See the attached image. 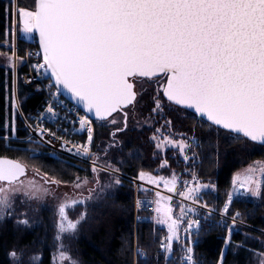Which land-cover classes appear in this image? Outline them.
<instances>
[{
    "label": "snow or ice",
    "instance_id": "6c2138e0",
    "mask_svg": "<svg viewBox=\"0 0 264 264\" xmlns=\"http://www.w3.org/2000/svg\"><path fill=\"white\" fill-rule=\"evenodd\" d=\"M14 15L38 30L57 91L74 94L97 119L133 105L136 78L163 75L168 101L264 142V0H35V11L18 7ZM23 174L18 163L0 159V181L11 185ZM8 203L0 195V211ZM65 210L60 231H74L76 223H63ZM182 220L171 218L170 241Z\"/></svg>",
    "mask_w": 264,
    "mask_h": 264
},
{
    "label": "trees",
    "instance_id": "16d2710c",
    "mask_svg": "<svg viewBox=\"0 0 264 264\" xmlns=\"http://www.w3.org/2000/svg\"><path fill=\"white\" fill-rule=\"evenodd\" d=\"M13 5L12 0H0V53L12 52L9 46L13 41ZM18 7L35 11V0H18ZM20 44L22 47L37 46L27 42ZM21 54L23 57V52ZM9 63L12 64L11 61ZM25 70L23 65L20 72ZM19 86V95L23 99L21 108L25 116L30 117L42 106L44 96L33 86L23 83ZM12 95V70L0 65V156L38 165L44 173L62 183H73L78 177L92 175L91 166L51 152L37 142L25 141L28 132L20 117L17 129L13 128ZM150 97L147 102L150 109L146 113H150L155 105ZM188 114L182 118L177 112H168L167 120L171 122L174 133L183 134L182 138L190 141L186 154L191 158L189 163H184L183 159L176 163L174 157L167 156L169 170L178 172L182 183L191 181L189 178L194 175L204 182L214 181L215 191L205 192L195 200L219 213L229 202L235 173L256 159L264 158V151L258 149H264V146L221 130L193 113ZM156 129L157 125H147L123 130L121 145L109 155L107 144L110 136L99 128L97 151L100 157L111 158L120 170L134 177L146 172L159 173L163 155L157 150L153 137ZM7 137L10 140H6ZM34 153L38 155L33 157ZM154 194L152 191L136 194L135 185L122 180L119 186L101 195L99 200L87 204V207L80 205L77 209L86 212V220L78 233L75 250L82 264H184L183 222L178 241L166 249V229L153 222L138 223L136 220V195L154 197ZM248 197H236L229 211L232 217L254 229L233 225L218 213L210 214L188 206L208 219L194 245L197 264H264V184L257 200ZM54 213L52 205L23 200L14 217L1 220L0 264H11L9 251L14 247H31L33 253L42 249L46 264H51L55 243V227L51 221ZM20 215L30 217L32 226L28 229L18 226L15 221ZM136 250L145 252L146 257L142 258Z\"/></svg>",
    "mask_w": 264,
    "mask_h": 264
},
{
    "label": "rangeland",
    "instance_id": "374dc122",
    "mask_svg": "<svg viewBox=\"0 0 264 264\" xmlns=\"http://www.w3.org/2000/svg\"><path fill=\"white\" fill-rule=\"evenodd\" d=\"M9 1V0H8ZM14 1L13 13L17 11L18 0ZM33 11V10H32ZM13 41L12 45L9 48L12 52H1L0 53V65L9 67L12 70L13 74V95H12V109L13 114V128L17 129V119L20 117L24 122L25 113L23 112L21 105L23 99L20 98L19 88L21 78L20 70L24 64V51L23 49L31 47L27 45L26 47L21 46V42H27L32 44L31 39L36 37V30L34 28L29 29L26 27L16 15L13 19ZM19 49H15L17 47ZM21 47V49H20ZM21 52H23V57H21ZM11 61V65L10 62ZM166 83V79H146L138 81L135 84L137 92L136 103L128 110L127 112V123H125L124 114H116L107 121H103L100 124L102 127L101 132L108 134L110 136V130L112 129H123L124 131L132 128H141L142 126L147 125H157L155 130L154 139L156 143L157 150L163 155V160L161 166L158 169L159 173H142L141 176L134 177L128 173L120 170L118 166L114 164L111 158H102L101 157V167L92 168V175L85 177H78L73 183H62L59 182L48 174L44 173L38 165L30 164L28 162H23L27 165L29 169V174L21 182L11 185H6L0 183V187L5 189L4 193L0 195H5L8 197V206L0 211V221L8 220L9 218L14 217V213L19 208V204L23 200L32 201L36 204L43 205H52L54 208V219H51L55 227L54 242L51 255V264H82L80 255L76 253L75 246L78 238V233L81 229L82 223L86 220V212L78 211L80 205L87 207V204H90L96 200H99L100 196L104 193L114 189L119 186L122 180L131 182L135 185L136 194L140 191H152L155 192L154 198L156 200L157 214H156V225L162 227L167 231V243L166 249L174 246V243L178 241L181 235L182 221H178L179 230L177 232L178 239L169 240V237L172 236V233L169 231L168 224L171 223V218L180 217V207L177 206L181 201L173 198L174 194L179 192V185L182 183L180 174L175 170H169V162L167 156H172L176 159V163H179L181 159L184 160V163H189L191 158L186 154V151L189 147V140H186L183 137V134L174 133L172 129L171 122H168L167 115L168 112H177L179 115L184 118L189 114L188 112L180 110L176 106L168 103L164 99L163 87ZM153 92V94H152ZM152 96V97H150ZM150 97L155 101L154 108L150 113H146L150 108H148L147 102ZM157 101L160 102V109H156ZM144 107V109H143ZM143 109V110H142ZM156 109V110H154ZM115 118L116 123H111L110 121ZM155 120V121H154ZM157 120V122H156ZM157 123V124H156ZM99 127V128H100ZM105 131V132H104ZM123 133V132H121ZM121 133L118 135V140L114 145H111L108 148L109 155L113 154L118 147L121 145ZM18 139V138H15ZM6 140H10V137H7ZM181 142H184L185 146L183 151H181ZM255 144V143H254ZM258 145V144H256ZM261 146V145H258ZM260 151H264L263 148H258ZM38 154V153H34ZM182 161V160H181ZM264 168V158L256 159L249 166L240 169L234 175L233 188L229 202L227 204V211L225 212V207L219 212L221 218L230 221L233 225H241L244 227L252 228L248 223L240 221L236 217L230 215L231 202L238 197L237 188L241 184H245L250 188V196H246L249 199L257 200L261 195V190L264 184V172H261L260 169ZM250 169H255V171H249ZM37 173L39 176H37ZM36 174V175H35ZM141 174V175H142ZM40 175L44 176L41 178ZM175 177L174 185L172 183H167L173 180ZM192 180L191 188L185 192H181V197L179 199L185 200L188 202L195 201L193 203L201 205L192 198H186L189 195V190H191L190 195L193 197L200 196L205 194V192H214L216 185L214 181H202L198 179L196 175L189 178ZM47 180L50 184L45 182ZM57 181L58 183H51V181ZM119 181V183H117ZM139 184H135V182ZM80 186L77 187L76 185ZM208 186V187H204ZM158 191L156 192L155 191ZM27 193V194H25ZM256 193V194H254ZM137 196V195H136ZM66 205L65 216L66 219L63 223L66 225L68 222L76 223V228L74 231L69 230L65 232L60 231V225L62 223L60 207ZM201 207L208 208L203 204ZM16 209V210H15ZM212 213H216V210L208 208ZM167 212V214H165ZM211 213V214H212ZM218 213V211H217ZM83 217V219H81ZM47 218L46 216L44 217ZM21 221H27V223H22ZM18 226H21L23 229H28L32 226V221L30 217H20L15 221ZM42 221L40 222V224ZM231 234V233H230ZM230 239V236H228ZM165 240V241H166ZM32 248L27 247L24 249L22 247H14L9 251V259L11 264H46L45 255L40 249V252H31ZM15 252L16 256L13 257L11 254ZM61 253L64 254L66 259H61Z\"/></svg>",
    "mask_w": 264,
    "mask_h": 264
},
{
    "label": "built area",
    "instance_id": "2783aa9c",
    "mask_svg": "<svg viewBox=\"0 0 264 264\" xmlns=\"http://www.w3.org/2000/svg\"><path fill=\"white\" fill-rule=\"evenodd\" d=\"M31 42L36 43V38L33 37ZM15 49H19L18 46ZM21 49V47H20ZM24 51V66L25 72L20 73L21 82L28 86H33L35 91L43 94L44 102L42 106L33 113L30 117L25 116L24 125L28 132L25 140H30L39 143L44 148L51 152L60 154L72 160L89 165L93 168L101 167V158L97 151V123L90 115L82 112L78 107L67 100L52 83L47 72L42 53L36 46H31L23 49ZM43 65V67H41ZM51 108V112L48 109ZM89 120V123L84 124L82 121ZM91 128V142H89V131ZM191 181H185L178 187V194L175 193L173 198L181 201L179 205L180 217H183V238L186 243L182 256L183 263L186 264L188 257V249H192L191 259L188 264H197L194 245L197 236L208 223V219L197 211L188 208V205L201 209L208 213H212L208 208L201 207L195 203L183 201L179 199L181 192H185L191 188ZM139 184V182H135ZM156 191V189H155ZM158 192V191H156ZM250 189L247 185L241 184L237 188L239 196H248ZM181 194V195H180ZM135 209L137 212L136 220L138 223L155 222L157 207L154 197L136 196ZM146 213V214H145ZM217 213V212H216ZM215 214V213H212ZM219 214V213H218ZM191 225V227H189ZM165 242V241H164ZM139 255L146 257L145 252L136 250ZM137 253V254H138Z\"/></svg>",
    "mask_w": 264,
    "mask_h": 264
},
{
    "label": "water",
    "instance_id": "95a60500",
    "mask_svg": "<svg viewBox=\"0 0 264 264\" xmlns=\"http://www.w3.org/2000/svg\"><path fill=\"white\" fill-rule=\"evenodd\" d=\"M36 37H37V45H38V48L40 49V51H41V53H42V56H43V51H42V47H41V37H40V35H39L38 30H36ZM43 59H44V58H43ZM44 62H45V61H44ZM45 65H46V64H45ZM46 68H47L48 74H49V76H50V78H51V80H52V82H53V84H54V86H55V78L51 75V69H49V68L47 67V65H46ZM162 76H163V75H161L160 77H162ZM156 78H159V77H154V78H152V79H156ZM131 79H132V78H130V80H131ZM141 79H148V78H141ZM55 87H56V86H55ZM56 88H57V87H56ZM133 91H134L135 94H136V99H135V101H134V103H133V105H134V104L136 103L137 96H138V95H137V92H136L135 83H134ZM59 92H60V93H61V94L67 99V100H69L72 104H74L75 106H77L82 112H84V113L90 115L91 118H92L93 120H95V121H102V122H103V121H107V120H109L110 118H112L114 115H116V114H118V113H124V114H125V113H126V110H127L128 108H130V107L133 106V105H129L127 108H122L120 111H117V112L113 113L112 116L108 117L107 120H99V119H97L93 114H90V113H88V112L86 111L84 104H83L82 102H80L79 99H78L77 97L74 96V94L68 92L67 90L63 89L62 87L60 88ZM164 98H165L166 101H168L167 98H166L165 96H164ZM168 102L171 103L172 105H174V106L180 108V109H183V110H186V111H188V112H190V113L195 114L196 116L202 118V119L205 120L206 122L210 123L211 125H213V126L219 128V129H221V130L227 131V132L232 133V134H235V135L242 136V137H244L245 139H247V140H249V141H251V142H253V143H255V144H258V145L264 146V142H261V140H260L259 138H258L257 140H255V141H253V140H251L250 138L243 136V134H238V133H235V132L231 131L230 129H225V128H223L222 126H218V125L213 124L211 121H209V120L207 119L206 116H202V115H200V114L197 113L193 108H188V107H186L185 105H177V104H175L174 102H170V101H168ZM125 123H127V119L125 120ZM37 155H38V154H33L32 156H33V157H36ZM0 159L6 160V161H11V162H16V163H18L19 165H21V166L23 167V169H24V174L21 175V176H19V177H18V178L12 183V184L19 183V182H21L24 178H26V177L28 176V174H29V169H28V167H27V165H26L25 163H23V162H21V161H18V160L14 159V158H11V157H7V156H0ZM37 174H38V173H37ZM40 177L44 178V176H42V175H40ZM0 182L9 185L6 181H0Z\"/></svg>",
    "mask_w": 264,
    "mask_h": 264
},
{
    "label": "flooded vegetation",
    "instance_id": "af4514ba",
    "mask_svg": "<svg viewBox=\"0 0 264 264\" xmlns=\"http://www.w3.org/2000/svg\"><path fill=\"white\" fill-rule=\"evenodd\" d=\"M159 78H161V79H166V77L165 76H162V77H159ZM159 78H156V79H159ZM141 80H146V79H141V78H136L135 79V81H134V83L136 84L138 81H141ZM148 80H150V79H148ZM152 80V79H151ZM130 108H128L127 110H126V113L128 112V110H129ZM120 114H124V113H120ZM125 115V114H124ZM103 122H98V126L100 127V124H102ZM99 129V128H98ZM100 129L102 130V127H100ZM123 131V129H112V130H110V139H109V141H108V148L111 146V145H114L115 143H116V141L118 140V135L121 133ZM105 132V131H104ZM36 175V174H35ZM37 176H39L38 174H37ZM42 178V177H41ZM45 182L47 183V184H50L47 180H45ZM1 183V182H0ZM2 184H4V183H2ZM7 185V184H6Z\"/></svg>",
    "mask_w": 264,
    "mask_h": 264
},
{
    "label": "crops",
    "instance_id": "0c3cea01",
    "mask_svg": "<svg viewBox=\"0 0 264 264\" xmlns=\"http://www.w3.org/2000/svg\"><path fill=\"white\" fill-rule=\"evenodd\" d=\"M27 20H28L27 17H25L23 20H21V22H22L26 27H28V25H27ZM28 28H29V27H28Z\"/></svg>",
    "mask_w": 264,
    "mask_h": 264
}]
</instances>
